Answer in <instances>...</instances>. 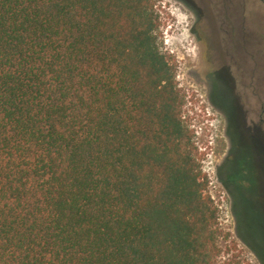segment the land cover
Masks as SVG:
<instances>
[{"label": "trees", "instance_id": "obj_1", "mask_svg": "<svg viewBox=\"0 0 264 264\" xmlns=\"http://www.w3.org/2000/svg\"><path fill=\"white\" fill-rule=\"evenodd\" d=\"M156 0H0V264H233Z\"/></svg>", "mask_w": 264, "mask_h": 264}, {"label": "rangeland", "instance_id": "obj_2", "mask_svg": "<svg viewBox=\"0 0 264 264\" xmlns=\"http://www.w3.org/2000/svg\"><path fill=\"white\" fill-rule=\"evenodd\" d=\"M155 8L158 46L175 67L216 210L219 259L264 264V0H156Z\"/></svg>", "mask_w": 264, "mask_h": 264}, {"label": "flooded vegetation", "instance_id": "obj_3", "mask_svg": "<svg viewBox=\"0 0 264 264\" xmlns=\"http://www.w3.org/2000/svg\"><path fill=\"white\" fill-rule=\"evenodd\" d=\"M229 87H230V85H229ZM231 89V88H230ZM232 90V89H231ZM231 94L233 95V93H232V91H231ZM234 96V95H233ZM234 101H235V106H234V108L239 112V113H242V119H243V123L245 124V125H247V122L245 121V114H244V112L241 110V109H239L238 108V105H237V102H236V100L235 99H233ZM254 129V128H253ZM252 131H255V130H252Z\"/></svg>", "mask_w": 264, "mask_h": 264}]
</instances>
